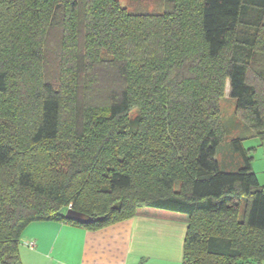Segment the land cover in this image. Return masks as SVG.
Here are the masks:
<instances>
[{"label":"trees","instance_id":"obj_1","mask_svg":"<svg viewBox=\"0 0 264 264\" xmlns=\"http://www.w3.org/2000/svg\"><path fill=\"white\" fill-rule=\"evenodd\" d=\"M163 2L0 0V264H20L31 223L98 230L140 209L186 218L181 264L264 261V189L243 146L264 142V0ZM226 80L247 136L221 163ZM69 206L93 221L66 220Z\"/></svg>","mask_w":264,"mask_h":264},{"label":"crops","instance_id":"obj_2","mask_svg":"<svg viewBox=\"0 0 264 264\" xmlns=\"http://www.w3.org/2000/svg\"><path fill=\"white\" fill-rule=\"evenodd\" d=\"M252 170L264 189V174L254 165ZM186 227L185 217H158L147 209L98 230L31 223L20 238V264H181ZM29 241L33 249L26 246Z\"/></svg>","mask_w":264,"mask_h":264},{"label":"rangeland","instance_id":"obj_3","mask_svg":"<svg viewBox=\"0 0 264 264\" xmlns=\"http://www.w3.org/2000/svg\"><path fill=\"white\" fill-rule=\"evenodd\" d=\"M121 7L125 8L129 12H161L163 8V0H115ZM226 52L223 53L222 57L217 61L215 65V69L212 74L215 76L217 73L218 80L221 78V63L222 59L225 56ZM218 80L211 79L209 83L218 82ZM223 95L219 100V116L220 122L222 123V127L224 130V135L222 139V143L218 148L217 159L221 163L225 162V160L232 157V151L229 147V142L231 139L236 138L238 136H247V126L246 121L244 119V115H241L240 112L235 110V100L229 97V84L228 81H223ZM258 90H263V85L260 82L256 83ZM16 94V90L14 92H9L6 96V100H13ZM24 94V93H21ZM23 98V96H21ZM27 102V100L25 101ZM28 105V104H27ZM26 105V106H27ZM31 111V110H30ZM137 115V110L132 109L129 114H127L126 119H132ZM71 126V115L68 107H64V112L62 116V125L60 130V136L65 139L66 132L70 130ZM63 141V140H62ZM243 146L248 150L250 157L252 158V165H254L257 171L260 174H264V142L260 144V142L256 139H247L243 142ZM227 158V159H226Z\"/></svg>","mask_w":264,"mask_h":264},{"label":"water","instance_id":"obj_4","mask_svg":"<svg viewBox=\"0 0 264 264\" xmlns=\"http://www.w3.org/2000/svg\"><path fill=\"white\" fill-rule=\"evenodd\" d=\"M64 217L68 221H72L82 225L89 224L93 221L92 217L70 209L65 212Z\"/></svg>","mask_w":264,"mask_h":264},{"label":"built area","instance_id":"obj_5","mask_svg":"<svg viewBox=\"0 0 264 264\" xmlns=\"http://www.w3.org/2000/svg\"><path fill=\"white\" fill-rule=\"evenodd\" d=\"M68 209H70V206H69ZM26 246H27L28 248H30V249H33V248H34V242H33V241H29V242L26 243Z\"/></svg>","mask_w":264,"mask_h":264}]
</instances>
